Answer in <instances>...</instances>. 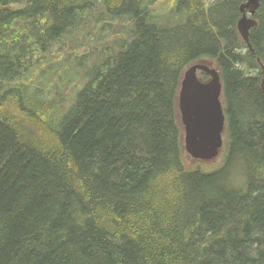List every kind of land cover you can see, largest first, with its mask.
<instances>
[{
  "label": "trees",
  "instance_id": "16d2710c",
  "mask_svg": "<svg viewBox=\"0 0 264 264\" xmlns=\"http://www.w3.org/2000/svg\"><path fill=\"white\" fill-rule=\"evenodd\" d=\"M157 1L0 0V264H264V0L252 48L247 0H171L170 21ZM98 11L100 34L130 28L69 105L42 71L23 79ZM196 63L222 82L215 168L186 162L178 98Z\"/></svg>",
  "mask_w": 264,
  "mask_h": 264
},
{
  "label": "water",
  "instance_id": "95a60500",
  "mask_svg": "<svg viewBox=\"0 0 264 264\" xmlns=\"http://www.w3.org/2000/svg\"><path fill=\"white\" fill-rule=\"evenodd\" d=\"M262 0H247L238 30L252 48L250 30L257 25L255 16ZM199 71L211 77L202 80ZM222 82L218 70L208 64L196 63L184 72L178 98V109L184 126V147L190 157L210 161L217 158L224 146L226 116L224 113Z\"/></svg>",
  "mask_w": 264,
  "mask_h": 264
},
{
  "label": "rangeland",
  "instance_id": "374dc122",
  "mask_svg": "<svg viewBox=\"0 0 264 264\" xmlns=\"http://www.w3.org/2000/svg\"><path fill=\"white\" fill-rule=\"evenodd\" d=\"M172 9L173 6L171 0H158L154 11L156 14L162 16L164 21H170L173 17ZM99 14L100 11H98L97 14H94L88 23L84 24L77 29L74 34L67 37L64 43L56 44L53 47L51 54L47 56L45 63L37 64L35 71L23 79L29 82V79H35L42 71V78H39L40 83L48 80L49 84L52 82L49 85L50 90L45 96L52 94L59 97L62 93V100H67L66 106L69 105L71 102L70 98L74 96L75 91L84 83L88 71L98 62V59L95 57L101 54L106 48H109L108 46L117 43L120 36L125 37L126 32H128L130 28V25H128L130 20L126 16L122 18V24L114 25V28L117 31L122 32V34L107 37V35L102 32L101 34L104 35L101 36L99 31L102 25L96 21V17ZM95 48L98 49L96 50V53L93 54L92 50ZM85 54H88V57L83 61L82 57ZM67 81L70 83H67ZM61 86L66 87L62 90ZM224 152L221 151V154L214 160L205 161V166L215 168L222 165L226 156V153ZM185 154L186 162L189 165L194 166L202 161L190 157L186 150Z\"/></svg>",
  "mask_w": 264,
  "mask_h": 264
}]
</instances>
